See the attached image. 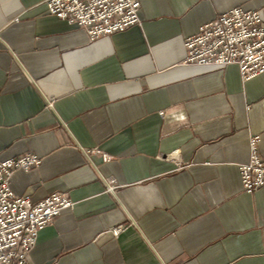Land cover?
I'll list each match as a JSON object with an SVG mask.
<instances>
[{"label":"crops","instance_id":"0c3cea01","mask_svg":"<svg viewBox=\"0 0 264 264\" xmlns=\"http://www.w3.org/2000/svg\"><path fill=\"white\" fill-rule=\"evenodd\" d=\"M236 7L264 20V0H140L137 24L90 41L44 0H0V158L42 160L10 188L73 202L25 264H264V186L239 171L254 137L264 161V73L184 62Z\"/></svg>","mask_w":264,"mask_h":264},{"label":"built area","instance_id":"2783aa9c","mask_svg":"<svg viewBox=\"0 0 264 264\" xmlns=\"http://www.w3.org/2000/svg\"><path fill=\"white\" fill-rule=\"evenodd\" d=\"M44 4L49 14L84 29L90 41L122 32L139 22L140 0H44ZM184 46L186 64H235L244 80L264 73V20L258 10L233 8L200 26L196 34L185 39ZM258 139L251 141L248 162L239 166L243 190L251 194L264 186V161L256 151ZM102 159L107 162L111 156L102 153ZM41 161L31 153L0 158V264H25L38 232L52 224L63 210L73 207L66 193H53L35 202L30 195H17L11 190L9 180L14 172H27ZM114 183L110 180L108 189L113 190ZM121 230L113 228L111 233L117 236Z\"/></svg>","mask_w":264,"mask_h":264}]
</instances>
